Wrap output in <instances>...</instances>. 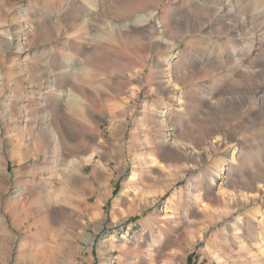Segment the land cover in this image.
Returning a JSON list of instances; mask_svg holds the SVG:
<instances>
[{
	"label": "rangeland",
	"instance_id": "obj_1",
	"mask_svg": "<svg viewBox=\"0 0 264 264\" xmlns=\"http://www.w3.org/2000/svg\"><path fill=\"white\" fill-rule=\"evenodd\" d=\"M0 218V264H264V0H0Z\"/></svg>",
	"mask_w": 264,
	"mask_h": 264
},
{
	"label": "crops",
	"instance_id": "obj_2",
	"mask_svg": "<svg viewBox=\"0 0 264 264\" xmlns=\"http://www.w3.org/2000/svg\"><path fill=\"white\" fill-rule=\"evenodd\" d=\"M101 172H103V171H101V169H99L98 167H94L93 168V173L99 174ZM100 175H105L106 176L107 173L106 174H100ZM89 188L92 191V194L94 196H96V198L98 197V194L99 195L102 194V192H101V190H102L101 184L98 187H95L94 184H92ZM104 199H106V195H104ZM0 226L3 227V228H1L0 232L3 231V233H5V218H0Z\"/></svg>",
	"mask_w": 264,
	"mask_h": 264
},
{
	"label": "trees",
	"instance_id": "obj_3",
	"mask_svg": "<svg viewBox=\"0 0 264 264\" xmlns=\"http://www.w3.org/2000/svg\"><path fill=\"white\" fill-rule=\"evenodd\" d=\"M191 258H192V257H191V256H189V264H190Z\"/></svg>",
	"mask_w": 264,
	"mask_h": 264
}]
</instances>
